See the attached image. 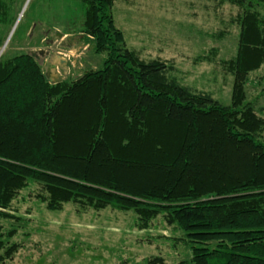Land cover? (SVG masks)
<instances>
[{"label": "trees", "instance_id": "trees-1", "mask_svg": "<svg viewBox=\"0 0 264 264\" xmlns=\"http://www.w3.org/2000/svg\"><path fill=\"white\" fill-rule=\"evenodd\" d=\"M84 34L102 67L51 83L30 54L0 59V219L32 184L49 211L133 212L142 229L163 216L190 259L176 264H264V117L247 100L264 66V0H215L240 9L230 105L128 47L116 0H79ZM0 0V23L4 14ZM0 222V264L19 244ZM132 264H166L151 256Z\"/></svg>", "mask_w": 264, "mask_h": 264}, {"label": "rangeland", "instance_id": "rangeland-1", "mask_svg": "<svg viewBox=\"0 0 264 264\" xmlns=\"http://www.w3.org/2000/svg\"><path fill=\"white\" fill-rule=\"evenodd\" d=\"M1 58L30 54L51 83L74 81L102 67L106 54L95 53L84 34L85 10L79 0H2ZM264 14V8H261ZM116 26L128 47L143 60L161 59L172 76L193 90L230 105L234 76L225 62L236 56L240 9L215 0H116ZM247 100L264 117V66L248 76ZM264 140V133L262 134ZM39 185L24 189L13 202L18 219L10 243L19 250L6 264H132L161 256L166 264L190 259L183 233L163 216L142 229L133 212L112 208L81 210L67 204L49 211Z\"/></svg>", "mask_w": 264, "mask_h": 264}, {"label": "bare ground", "instance_id": "bare-ground-1", "mask_svg": "<svg viewBox=\"0 0 264 264\" xmlns=\"http://www.w3.org/2000/svg\"><path fill=\"white\" fill-rule=\"evenodd\" d=\"M2 52L0 53V56H1Z\"/></svg>", "mask_w": 264, "mask_h": 264}, {"label": "water", "instance_id": "water-1", "mask_svg": "<svg viewBox=\"0 0 264 264\" xmlns=\"http://www.w3.org/2000/svg\"><path fill=\"white\" fill-rule=\"evenodd\" d=\"M47 77H49V75H47Z\"/></svg>", "mask_w": 264, "mask_h": 264}]
</instances>
